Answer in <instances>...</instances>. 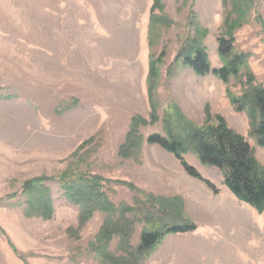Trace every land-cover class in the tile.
Listing matches in <instances>:
<instances>
[{"label":"rangeland","instance_id":"obj_1","mask_svg":"<svg viewBox=\"0 0 264 264\" xmlns=\"http://www.w3.org/2000/svg\"><path fill=\"white\" fill-rule=\"evenodd\" d=\"M236 3L0 0V264H264V213L193 152L185 160L203 180L148 142L169 137L176 117L196 127L221 118L264 168L251 111L229 97L264 88V0H243L240 24ZM227 32L232 56L248 55L239 77L224 83L182 65L178 54L199 36L221 68ZM67 176L98 178L114 212L82 221L64 197ZM40 179L50 218L28 207V184ZM186 223L196 229L139 252L145 230Z\"/></svg>","mask_w":264,"mask_h":264},{"label":"trees","instance_id":"obj_2","mask_svg":"<svg viewBox=\"0 0 264 264\" xmlns=\"http://www.w3.org/2000/svg\"><path fill=\"white\" fill-rule=\"evenodd\" d=\"M236 2L234 8L242 7L238 17V24H240L244 17L243 10L246 12L245 8L249 9V7L244 5L243 0H236ZM230 21V19L226 20L227 26L234 29L231 25L233 21L231 23ZM154 30L155 27H152L151 35ZM227 34L229 40L221 39L219 41V54L223 60L221 68L212 69L206 49L200 42L199 36L188 40L184 49L178 54L179 60L182 59V65L189 67L200 76L214 74L224 83H228L231 77H239L241 67L247 63L248 55L236 54L232 56L233 36L230 32ZM253 80L249 79L250 85ZM229 97L239 111H251L252 136L256 139L259 147H264V88H254L252 92L241 98L231 95ZM172 127L175 130L170 131L169 137L153 135L148 138V142L157 144L172 153L182 163L189 175L203 180L200 174L185 160L184 156L193 152L202 164L216 167L222 171L224 183L235 197L258 212L264 213V168L253 155V149L243 136L230 129L221 118L217 123L196 127L190 125L187 120L184 119L182 122L180 117H176ZM69 177L62 178L60 184L65 191L64 197L70 203L82 207V221L90 217L96 210L114 212V209L108 205L105 194L101 191L98 178L85 180L81 177ZM44 181L40 179L28 184L26 195L31 211H38L50 218L53 214V199L50 190L43 184ZM205 183L211 187L207 181ZM195 229V225L186 223L175 225L172 228L156 227L145 230L141 236L139 252L146 253L153 250L169 234L188 233ZM104 251L107 253L106 250Z\"/></svg>","mask_w":264,"mask_h":264}]
</instances>
